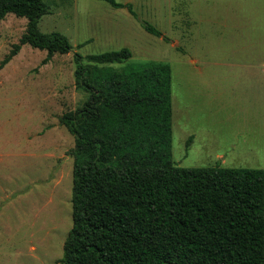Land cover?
I'll return each instance as SVG.
<instances>
[{"label": "rangeland", "instance_id": "1", "mask_svg": "<svg viewBox=\"0 0 264 264\" xmlns=\"http://www.w3.org/2000/svg\"><path fill=\"white\" fill-rule=\"evenodd\" d=\"M116 1L131 3L137 18L99 0H43L47 14L39 30L60 32L71 51L42 64L46 52L23 45L0 68V264H63L74 138L59 117L86 98L75 88V52L125 47L131 52L125 63L171 65L175 165L264 169L262 131L239 105L247 90L237 79L239 65L251 57L252 34L262 33L263 0ZM140 20L169 42L145 31ZM25 25L11 13L0 20V62Z\"/></svg>", "mask_w": 264, "mask_h": 264}, {"label": "trees", "instance_id": "2", "mask_svg": "<svg viewBox=\"0 0 264 264\" xmlns=\"http://www.w3.org/2000/svg\"><path fill=\"white\" fill-rule=\"evenodd\" d=\"M125 8L131 3L99 0ZM25 30L0 68L23 45L46 52L72 46L43 33V0H0ZM145 31L169 42L153 25ZM129 49L73 54L75 88L86 98L59 117L74 138L72 226L63 264H264V169L184 168L172 162V77L164 61L125 63Z\"/></svg>", "mask_w": 264, "mask_h": 264}, {"label": "crops", "instance_id": "3", "mask_svg": "<svg viewBox=\"0 0 264 264\" xmlns=\"http://www.w3.org/2000/svg\"><path fill=\"white\" fill-rule=\"evenodd\" d=\"M192 25L195 21L192 20ZM197 24V21H196ZM192 27V26H191ZM262 33L257 36L252 34L250 46L248 52L251 53V57L243 61V65H239L238 83L242 84V87L247 90V94L239 97V105L243 106L246 114H253L255 116V123L257 124L256 130L262 131L263 142V156H264V0H263V14H262ZM192 38H195L196 31L192 30ZM245 50V46H242V51ZM258 52V59L256 54ZM193 62H197L193 60ZM171 66V65H170ZM172 77V67H171ZM172 81V80H171ZM193 136H190L191 140ZM192 141V140H191ZM190 141V142H191ZM221 156V155H219ZM264 162V158H263Z\"/></svg>", "mask_w": 264, "mask_h": 264}]
</instances>
